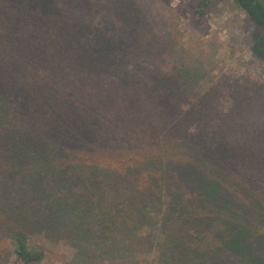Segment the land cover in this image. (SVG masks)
Listing matches in <instances>:
<instances>
[{"label":"trees","instance_id":"1","mask_svg":"<svg viewBox=\"0 0 264 264\" xmlns=\"http://www.w3.org/2000/svg\"><path fill=\"white\" fill-rule=\"evenodd\" d=\"M79 1L0 2V101L25 91L22 123L39 139L24 146L17 134L0 133V167L6 177L27 178L26 185L12 187L20 199L5 201L0 194L14 264L43 260L42 250L29 242L35 232L68 238L87 252L124 256L125 243L138 249L148 240L135 243L133 229L156 218L158 254L170 264H226L264 243L259 213L242 203L243 188L259 191L242 185L237 166L247 150L229 149L230 171L217 166L208 170L213 177L200 175L187 147L193 115L177 118L159 85L101 75L106 72L99 63L109 60L103 52L112 54L119 44ZM234 1L264 32V1ZM0 121H6L1 109ZM162 135L166 143L160 144ZM77 143L91 149L72 161L74 169L68 150L79 149ZM257 247L247 259L242 255L247 264H259Z\"/></svg>","mask_w":264,"mask_h":264},{"label":"rangeland","instance_id":"2","mask_svg":"<svg viewBox=\"0 0 264 264\" xmlns=\"http://www.w3.org/2000/svg\"><path fill=\"white\" fill-rule=\"evenodd\" d=\"M79 4L91 12V21L100 29L111 28L117 48L119 44L112 54L103 52L109 60L99 63L106 72L101 75L116 82L159 85L167 93V106L176 107L177 118L193 115L195 122L189 130L187 147L193 151L195 170L200 175L208 172V177H213L215 171L208 170L217 166L230 171L229 149L247 150L241 166H237L242 168V185H254L259 191L252 195L248 188H243L242 203L252 205L259 213L261 229L264 225V32L234 0H80ZM27 107L25 91L12 101H0V109L6 116L4 123L0 121V133L6 137V133L17 134L24 146L33 139L39 141L22 123V117L27 118ZM75 137L77 132L71 135ZM162 141L166 143L164 135L160 144ZM77 145L79 149L68 150L71 153L68 165L73 168L76 165L72 161L91 149L85 143ZM202 152L209 157L205 158ZM22 178L20 173L6 177L0 167V194L5 201L21 198L12 187L26 185L22 180L27 178ZM246 215L250 217L249 213ZM1 222L0 211V264H14L15 242L4 233ZM159 227L156 218L153 225H143L137 232L133 229L131 238L134 237L135 243L148 240L138 245V249L125 243L126 255L120 257L110 252H87L68 238L52 239L39 232L29 242L44 254L43 260L35 264H170L158 254ZM243 237L246 235L242 230ZM262 244L257 241L240 252L238 258L227 259L226 264H247V254L258 245L254 257L258 256L257 261L263 264ZM242 255L246 258L242 259Z\"/></svg>","mask_w":264,"mask_h":264}]
</instances>
